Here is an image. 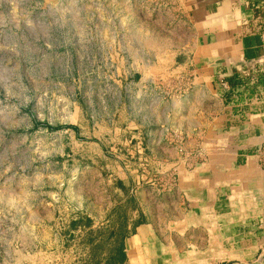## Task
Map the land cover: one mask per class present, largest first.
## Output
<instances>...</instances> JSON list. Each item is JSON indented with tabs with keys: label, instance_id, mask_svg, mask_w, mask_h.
Listing matches in <instances>:
<instances>
[{
	"label": "rangeland",
	"instance_id": "rangeland-1",
	"mask_svg": "<svg viewBox=\"0 0 264 264\" xmlns=\"http://www.w3.org/2000/svg\"><path fill=\"white\" fill-rule=\"evenodd\" d=\"M116 2L0 0V264L126 263L137 208L194 166L192 150L165 166L128 145L162 89L120 77L132 69L98 45L127 25Z\"/></svg>",
	"mask_w": 264,
	"mask_h": 264
},
{
	"label": "crops",
	"instance_id": "crops-1",
	"mask_svg": "<svg viewBox=\"0 0 264 264\" xmlns=\"http://www.w3.org/2000/svg\"><path fill=\"white\" fill-rule=\"evenodd\" d=\"M116 1L127 25L98 45L162 89L128 145L165 166L196 154L176 193L137 208L124 264H264V0Z\"/></svg>",
	"mask_w": 264,
	"mask_h": 264
},
{
	"label": "trees",
	"instance_id": "trees-1",
	"mask_svg": "<svg viewBox=\"0 0 264 264\" xmlns=\"http://www.w3.org/2000/svg\"><path fill=\"white\" fill-rule=\"evenodd\" d=\"M121 257H122V258H121V261H119L120 264H121L122 262H124L123 259H124L125 255H122Z\"/></svg>",
	"mask_w": 264,
	"mask_h": 264
}]
</instances>
